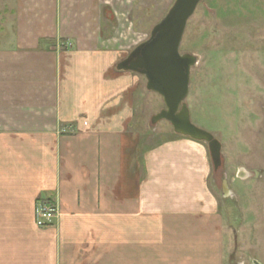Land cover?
<instances>
[{
  "label": "crops",
  "instance_id": "obj_1",
  "mask_svg": "<svg viewBox=\"0 0 264 264\" xmlns=\"http://www.w3.org/2000/svg\"><path fill=\"white\" fill-rule=\"evenodd\" d=\"M128 3L0 4V264H223L206 147L142 148ZM43 201L58 216L38 228Z\"/></svg>",
  "mask_w": 264,
  "mask_h": 264
},
{
  "label": "rangeland",
  "instance_id": "obj_2",
  "mask_svg": "<svg viewBox=\"0 0 264 264\" xmlns=\"http://www.w3.org/2000/svg\"><path fill=\"white\" fill-rule=\"evenodd\" d=\"M174 1L126 0L129 20L145 34L141 43ZM179 53L197 60L185 100L190 122L221 145L220 168L208 150L207 159L223 217V264H264V0H201ZM140 81L134 125L142 148L179 137L168 122L151 123L165 107Z\"/></svg>",
  "mask_w": 264,
  "mask_h": 264
},
{
  "label": "water",
  "instance_id": "obj_3",
  "mask_svg": "<svg viewBox=\"0 0 264 264\" xmlns=\"http://www.w3.org/2000/svg\"><path fill=\"white\" fill-rule=\"evenodd\" d=\"M201 0H175L164 18L154 26L149 38L136 46L118 64L117 70L131 72L146 80V90L161 97L165 109L151 119L166 121L174 134L207 146L213 169L221 166V145L209 133L190 122L185 100L189 92L190 71L197 60L181 55L179 47L189 19Z\"/></svg>",
  "mask_w": 264,
  "mask_h": 264
},
{
  "label": "built area",
  "instance_id": "obj_4",
  "mask_svg": "<svg viewBox=\"0 0 264 264\" xmlns=\"http://www.w3.org/2000/svg\"><path fill=\"white\" fill-rule=\"evenodd\" d=\"M70 43L62 42L61 49H69ZM58 216V205L55 201H43L39 203L35 210V225L38 228L50 227Z\"/></svg>",
  "mask_w": 264,
  "mask_h": 264
}]
</instances>
